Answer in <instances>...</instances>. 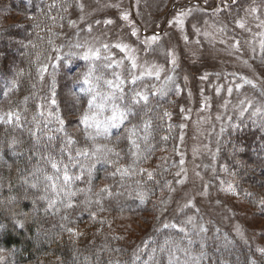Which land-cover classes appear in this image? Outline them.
<instances>
[{
    "label": "trees",
    "instance_id": "trees-1",
    "mask_svg": "<svg viewBox=\"0 0 264 264\" xmlns=\"http://www.w3.org/2000/svg\"><path fill=\"white\" fill-rule=\"evenodd\" d=\"M15 1L27 3L28 7L19 6V11L34 16L46 0ZM37 35L36 28L30 24L0 29V224L4 225L0 228V250L8 252L17 264H264L261 251L264 244L259 240H244L227 231H216L204 222L202 228L206 231L195 230L190 223L188 230L177 224L181 218L169 224L165 221L167 218L160 219L155 211L153 227L138 238L126 237L122 231L113 232L104 226L108 213L118 211L108 207L109 202L124 197L118 194L97 200L95 183L106 172H113L117 177L111 193L116 187L122 195L125 191L135 192L138 198L129 203H137V199L141 202L139 197L143 195L145 210L146 204H150L149 208L160 207L163 195H167L170 178H174L168 172L170 168L151 164L159 152H176L179 147V129L165 139L168 123L172 124L171 129L178 124V101H173L169 92L173 86L160 92L162 96L149 93L147 103L134 104L133 90L142 92V80L135 85L129 79L124 80L121 93L103 82L122 80L116 66L102 73L101 67L110 63L107 59L85 61L82 56L65 50L60 66L69 64V71L76 76L72 83L74 93L67 99L59 89V77L54 70L50 73L51 58L59 49L57 40L48 34L43 47L36 50L35 46L42 42ZM6 49L13 51V55L7 57ZM93 65L96 66L94 75L102 78L95 89L100 95L93 113H99L97 119L102 123L99 129L85 131L79 119L88 111V101L94 93L84 90L88 86L82 84L81 78ZM52 99L57 101L55 105ZM114 106L134 112L119 128H109L106 134L104 127ZM9 112L19 119L13 117L4 122ZM263 113L256 114L250 109L242 115L232 113L219 138L216 156L220 170L224 171L217 174L219 187L223 185L226 193L244 200L258 217L262 214L257 208L264 210V177H260L264 168L261 163L257 165L250 151L253 137L245 130L235 133L233 125L248 120V124L259 122L262 127ZM58 117L64 119V124L59 123ZM132 129L135 135H131ZM239 149L243 153L239 154ZM82 150L88 155H78ZM46 151L62 153V156L47 159ZM234 151L238 154L235 158L231 156ZM41 160L57 163L61 171L57 172L51 164L40 168ZM64 165L72 177L68 183L63 180ZM117 168L127 169L128 174L121 175ZM34 171L39 173L37 178L33 176ZM148 173L152 174L151 178ZM45 175L53 176L54 181L45 180ZM32 183L39 186L32 188ZM49 200L55 207L45 211ZM69 203L72 207H67ZM17 219L25 222L23 229L13 226ZM69 228L73 232L67 231Z\"/></svg>",
    "mask_w": 264,
    "mask_h": 264
},
{
    "label": "rangeland",
    "instance_id": "rangeland-1",
    "mask_svg": "<svg viewBox=\"0 0 264 264\" xmlns=\"http://www.w3.org/2000/svg\"><path fill=\"white\" fill-rule=\"evenodd\" d=\"M21 4L0 0V29L30 24L42 41L36 50L43 47L48 34L56 38L59 49L51 58L50 73L54 70L59 77V89L67 99L74 93L72 83L76 76L69 71V64L60 66L66 51L83 57L89 49L99 50L101 59L113 64H102V73L116 66L122 80H126L128 70L136 72L142 77L141 89L147 95L163 93L173 86L169 92L171 99L178 101V124L172 131V124L168 123L166 137L179 129V147L176 152H159L151 164L170 168L168 172L174 178H170L167 195H163L160 207L149 208L150 204H146L149 209L145 210L138 199L137 203H129L138 198L133 191H125L124 195L118 193L117 187L113 193L102 191L114 189L113 180L117 178L113 172L102 174L95 183L97 200L124 196L107 205L118 210L108 213L104 224L108 230L138 238L151 230L157 211L160 219L167 218L169 224L181 218L177 224L184 229L192 226L199 230L204 222L216 231H227L244 240L256 238L264 244V210L257 208L262 216H256L244 200L226 193L223 185L219 187L217 174L224 171L216 159L219 138L232 113L242 115L249 109L254 112L247 106L249 102L264 112V0H73L72 4L70 0H46L34 16L21 13L19 6L28 7L27 3ZM182 12L189 14L183 17L181 29L175 21ZM125 14L128 20L122 18ZM109 20L113 23H107ZM133 31L137 35L133 36ZM153 35L158 37L155 42L151 41ZM116 44L128 47L122 52ZM6 53L7 57L13 55L8 49ZM129 57L135 58L137 69H131ZM153 65L163 69L159 79L144 75ZM246 80L252 84H246ZM242 100L244 104L240 103ZM128 112L132 115L134 111ZM44 115L49 119L47 113ZM260 122L262 127L259 122L248 124V120L235 123L233 131L245 130L253 137L250 151L257 165L261 163L264 168V113ZM239 150V154L244 151ZM49 152L46 151L47 159L62 156ZM236 155L234 151L231 156ZM50 164L47 160L39 163L40 168ZM260 172V177H264V171ZM33 173L36 178L39 176L38 171ZM110 177L112 182L108 183ZM0 264L17 263L8 252L0 250Z\"/></svg>",
    "mask_w": 264,
    "mask_h": 264
},
{
    "label": "snow or ice",
    "instance_id": "snow-or-ice-1",
    "mask_svg": "<svg viewBox=\"0 0 264 264\" xmlns=\"http://www.w3.org/2000/svg\"><path fill=\"white\" fill-rule=\"evenodd\" d=\"M253 11H255V9H253ZM188 14H189V12H182L176 18L175 22H176V24H178L181 27V29L183 28V25H184L183 17L187 16ZM122 18L124 20H128L129 19L127 14L123 15ZM107 23L111 24V23H113V21L109 20V21H107ZM240 27L243 28L244 24L241 23ZM131 34L133 36L137 35V33L135 31H133ZM157 39H158V37L156 35H153L151 37V41L152 42H155ZM145 43H148V41H145ZM103 47L107 48L108 45H103ZM115 47L119 48L123 52V51H125V49L128 46L127 45L116 44ZM83 59L85 61L100 60L101 59V55H100L99 50H97V49H89V53L85 54L83 56ZM129 59L131 61V69H137L138 65H137V62H136L135 58L129 57ZM172 63L173 64L176 63L175 59L172 60ZM104 67H111V64L109 63L108 65H104ZM162 71H163V69L157 68L155 65H153L152 68L145 70L144 75H148V76L155 75L156 79H159ZM95 72H96V66L93 65L89 69L88 72H86V73H84L82 75V78H81L82 84L88 86L84 90L86 92H88V93H94L92 95V98L88 101V111L82 113L81 116H80V119H79V123L83 126L85 131L87 129L93 128V127L99 129L100 126H101V123H102L101 121H99L97 119L99 113L98 112L93 113V109L95 107H98V105L96 104V100H97V96L100 95L99 92H95V89H97L99 87V83L98 82L102 79L101 77L95 76L94 75ZM128 78H129V82L131 84L135 85L142 77L140 75H138L136 72H132L131 70H128ZM103 82L109 88L115 87L121 93L124 92V88L122 87V85L124 84V80H121L120 83H116L114 80H104ZM245 83L251 85L252 81L251 80H246ZM13 86H15V81H13ZM228 91L231 92V89H228ZM121 98H123V96H121ZM75 99H76V102L79 101V97H76ZM131 99H132V102L134 104H140L141 102L147 103L148 102V95H147V93L133 90V95H132ZM51 103L53 105H55L57 103V101L55 99H52ZM240 103L244 104V101L242 100V101H240ZM247 106L249 108H252L254 113L261 114V109L260 108H256L251 102H249ZM128 115H129L128 111H123V110L119 109V107L114 106L113 107V114L111 115L110 118H108L107 124L104 127V132L107 134L109 128H113V127L119 128L128 119ZM166 115H167V113H166ZM13 117H15V119H19L18 115L14 114L12 112L6 113L4 122H9ZM58 120H59L60 124H64V122H65L64 119L60 118V117H58ZM130 132H131V135H135V130L134 129L130 130ZM89 138H91V137H89ZM165 139H167V137H165ZM133 143H135V141H133ZM100 151H101V149H96V152H100ZM107 151H111V150H107ZM78 155L87 156L88 152L82 150V151L78 152ZM116 155L118 156L119 154L117 153ZM97 162H99V158H97ZM181 163H183V161H181ZM51 167L53 169H56L57 172L61 171V166H59L57 163H52ZM116 171L120 172L121 175H127L128 174V170L127 169L117 168ZM35 175L36 174L33 173V176H35ZM177 175H179V173H177ZM148 176H149V178H151L152 174L148 173ZM44 179L49 181V182H53L54 181V177L53 176L45 175ZM76 179H80V177L77 176ZM63 180H64L65 183H68V182H70L72 180V177L70 175H68V166L67 165L63 166ZM24 183L28 184V181L25 180ZM181 183H183V181H181ZM38 186L39 185L37 183H32L30 185V187H32V188H37ZM51 186L54 187L55 186L54 183H52ZM102 191H110V190L102 189ZM139 198H140L141 202H144L143 195H140ZM41 199H47V197H41ZM53 207H55V204L51 200H49L48 208H46L45 211H47L48 209L53 208ZM67 207H72V205L69 203L67 205ZM26 219H27V217H25V220ZM191 222H192L191 218H189L188 223H191ZM13 226L14 227H18L20 229H23L25 227V222L22 221V220L17 219V220L14 221V225ZM3 227H4V225L0 224V228H3ZM165 227H167V225ZM201 230L202 231H206V229H203V228ZM67 231L73 232V229L69 228V229H67ZM181 231H183V229H181ZM238 231H239V229H238ZM261 251L264 252V249H262ZM253 264H254V262H253Z\"/></svg>",
    "mask_w": 264,
    "mask_h": 264
}]
</instances>
